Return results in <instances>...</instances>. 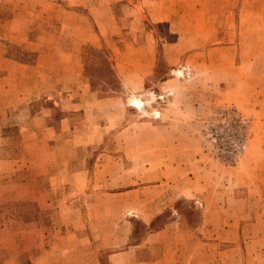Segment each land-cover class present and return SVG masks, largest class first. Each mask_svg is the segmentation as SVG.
I'll return each mask as SVG.
<instances>
[{
	"label": "rangeland",
	"instance_id": "1",
	"mask_svg": "<svg viewBox=\"0 0 264 264\" xmlns=\"http://www.w3.org/2000/svg\"><path fill=\"white\" fill-rule=\"evenodd\" d=\"M89 46L108 56L117 90L99 89ZM178 143L211 164L264 172V0H0V264H151L158 252L148 245L135 262L109 253L168 223L170 248L184 256L176 264L189 248L218 251L223 264L230 243L210 246L204 208L167 201L145 224L136 196L114 194L137 180L130 161L98 159L157 157ZM25 192L75 205L14 199ZM69 212L80 217L68 226ZM262 219L237 263L264 264Z\"/></svg>",
	"mask_w": 264,
	"mask_h": 264
},
{
	"label": "crops",
	"instance_id": "2",
	"mask_svg": "<svg viewBox=\"0 0 264 264\" xmlns=\"http://www.w3.org/2000/svg\"><path fill=\"white\" fill-rule=\"evenodd\" d=\"M33 87L36 89V85ZM28 90L29 93L36 91L32 87ZM180 137L182 135L178 134L174 136V139L181 140ZM181 149V144L178 143L157 157H155V151L150 149L141 153L135 150H130V152L115 151L111 155L100 152L98 159L107 160L109 157L111 160L114 158L116 165L119 159L130 161V163H126V167L132 171V175L136 174L137 180L132 182L127 189L116 188L114 194L119 197L122 195L136 196L131 198L130 205L134 208H147L146 211L141 210L140 219L143 223L148 224L157 215L155 212H151V208L165 205L167 201L173 202L180 198L192 201L204 208L202 228H206L208 232H211V235L215 234L214 237H211L214 240L209 243L210 246L215 244L219 237L230 243L223 251L227 255L226 260L221 259L223 264H239L236 261L240 259V256L245 263L247 260L245 255L248 256L251 253L249 232L263 221L262 216L264 214L261 208L264 207V172L252 170V167H245L247 163L242 167L214 165L206 162L202 155L198 157L194 152L187 154ZM79 164L81 161L79 162L78 159L77 165ZM106 165L107 163H99L100 167H106ZM77 170L74 171L75 174L83 173L82 167H78ZM139 171L144 179L139 180ZM24 188L26 189L25 185ZM140 193L141 195L146 193V196L138 198ZM155 193L156 196L154 197ZM14 199H35L40 209L47 206L61 208L66 204L68 206L75 205L74 200L58 202V200L50 199L47 201L43 200V196L38 195L28 198L26 192L23 196ZM3 201L5 200L1 196L0 203ZM114 205L115 207L123 206L122 203L118 202H115ZM60 211V209H54V213L63 215ZM60 217H65L69 226L70 222L79 219L80 216L69 212ZM174 225V223H168L158 230L147 233L141 243L133 245L128 250L109 253L110 260L113 257L130 254L133 262H135L136 251L139 247L148 245L158 252V256L150 261L151 264H176L179 257L183 259L184 256L182 252L181 254L178 253V247L170 248L173 246L170 245L173 239L170 229ZM181 251L188 253L183 260L184 264H199V260L202 264H220L218 251L214 254L211 251L202 256L194 248ZM150 255L153 256L154 253H150ZM203 261L205 262L203 263Z\"/></svg>",
	"mask_w": 264,
	"mask_h": 264
},
{
	"label": "trees",
	"instance_id": "3",
	"mask_svg": "<svg viewBox=\"0 0 264 264\" xmlns=\"http://www.w3.org/2000/svg\"><path fill=\"white\" fill-rule=\"evenodd\" d=\"M84 63L89 67L97 70L96 83L102 91L117 90L119 81L112 70L111 62L102 49L86 47L83 52ZM163 61L162 58H159ZM165 76L161 75L160 80H164Z\"/></svg>",
	"mask_w": 264,
	"mask_h": 264
},
{
	"label": "bare ground",
	"instance_id": "4",
	"mask_svg": "<svg viewBox=\"0 0 264 264\" xmlns=\"http://www.w3.org/2000/svg\"><path fill=\"white\" fill-rule=\"evenodd\" d=\"M132 102H133V104H134L136 107H140V106H141V102H140L138 99H133Z\"/></svg>",
	"mask_w": 264,
	"mask_h": 264
}]
</instances>
